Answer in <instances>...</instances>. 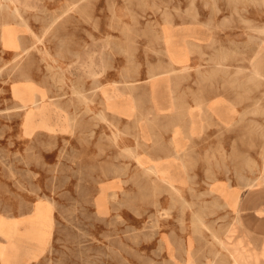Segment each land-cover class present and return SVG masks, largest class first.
Segmentation results:
<instances>
[{"label":"rangeland","instance_id":"1","mask_svg":"<svg viewBox=\"0 0 264 264\" xmlns=\"http://www.w3.org/2000/svg\"><path fill=\"white\" fill-rule=\"evenodd\" d=\"M8 1L0 264H230L209 231L193 228L196 213L240 249V264H258L231 226L238 197L264 176V55L253 75L264 0ZM160 80L194 86L221 117L168 118ZM31 92L42 98L44 127L39 116L27 127L18 108ZM153 162L180 191L145 172Z\"/></svg>","mask_w":264,"mask_h":264},{"label":"crops","instance_id":"2","mask_svg":"<svg viewBox=\"0 0 264 264\" xmlns=\"http://www.w3.org/2000/svg\"><path fill=\"white\" fill-rule=\"evenodd\" d=\"M259 44L256 52L258 56V61L256 62L253 75H259L257 70L262 64L261 56L264 55V38L262 34L259 35ZM262 37V38H261ZM254 39V38H253ZM261 40V41H260ZM262 43V46L260 44ZM184 67V66H183ZM185 70L186 68H183ZM195 83H197L195 81ZM237 80H230L231 86H237ZM158 86L167 85L170 89L162 91L159 96H167V107L166 116L168 118H201L205 119L207 117L216 118L221 117L217 115L216 111L213 109L217 104L214 101H209L203 106L200 104V94L199 92H194V86H190L182 82V84H177L175 80H167L166 82L160 80L157 84ZM217 86V85H216ZM104 99L108 101H113V96L107 94L104 89L101 90ZM165 93V95H163ZM167 93V94H166ZM194 99V100H193ZM195 102V103H194ZM197 103V104H196ZM203 103V102H202ZM214 103V104H213ZM218 103V102H217ZM212 108V109H211ZM165 109V108H162ZM210 109V110H209ZM203 110V112H202ZM208 110V111H206ZM225 111H231L228 106H226ZM213 112V113H212ZM209 113V114H207ZM129 150L135 151L133 148H128ZM126 151V148H125ZM135 158L137 157L136 152ZM146 167L151 166L157 171H160L156 166V162L150 165H145ZM163 172V171H162ZM166 174L165 172H163ZM170 180L174 183L175 180L170 175L166 174ZM264 176L262 177V185L252 187L250 189L244 190L240 197H238L237 207L234 211L235 223L232 224L234 230V239H241L240 245L246 247L250 252L252 251L256 254L258 259V264H264V256H260V253L264 248ZM242 233V234H241ZM248 242V243H247ZM247 244V245H246Z\"/></svg>","mask_w":264,"mask_h":264},{"label":"bare ground","instance_id":"3","mask_svg":"<svg viewBox=\"0 0 264 264\" xmlns=\"http://www.w3.org/2000/svg\"><path fill=\"white\" fill-rule=\"evenodd\" d=\"M9 1H12V0H9ZM8 1V2H9ZM256 1V0H255ZM10 3V2H9ZM243 3V2H242ZM261 3V2H260ZM259 3V4H260ZM262 5H264L263 3H261ZM242 5V4H241ZM131 6V5H130ZM243 6V5H242ZM246 6V5H245ZM263 9V8H262ZM19 11L20 10H18V7L17 6H14L13 7V9H12V13L13 14H17V16L19 15ZM63 11V10H62ZM56 13V12H55ZM131 13V12H130ZM66 14V13H65ZM61 15V14H60ZM63 15V14H62ZM19 17V16H18ZM61 17V16H60ZM115 17V16H114ZM62 18V17H61ZM28 19V18H27ZM20 20V19H19ZM52 20V19H51ZM118 20V19H117ZM55 22V21H54ZM110 22V21H109ZM114 22H116V20L114 21ZM53 23V22H52ZM21 25H24V27L25 28H27L28 30H29V32H30V29H29V27L27 26L28 24H26V21H25V19H21ZM134 26H135V24H133ZM137 26V25H136ZM144 26V25H143ZM2 28V27H1ZM47 28V27H46ZM256 29H258V28H256ZM27 30V31H28ZM47 30V29H46ZM129 30V29H128ZM45 31V30H44ZM48 31V30H47ZM31 33H32V31H31ZM260 33L262 34V36H263V38H264V26L260 29ZM44 34V33H43ZM139 34H140V32H139ZM34 39H35V37H33ZM262 38V37H261ZM0 39H2L3 41H4V43L6 44V45H10V44H12V42H13V40H14V38H13V34H12V32H11V30H10V28L9 27H3L2 28V30H1V38ZM37 39H39V38H37ZM42 39V38H41ZM36 41H38V40H36ZM261 41V40H260ZM19 42V41H18ZM19 44V43H18ZM33 44V43H32ZM37 44V43H36ZM134 45V44H133ZM260 46H262V43L260 44ZM19 47V46H18ZM34 47V46H33ZM33 47H31V48H33ZM114 47V46H113ZM121 49V48H120ZM254 49V48H253ZM18 50H20V48L18 49ZM30 49L29 48H24L23 49V52H27V53H29L28 51H29ZM195 50V49H194ZM22 51V50H21ZM43 51H44V49H43ZM16 52V51H15ZM42 52V51H41ZM19 53V52H18ZM27 53H26V55H27ZM25 54V53H24ZM43 54H45V56H48V57H50L49 56V53L47 52V51H45V52H43ZM25 56V55H24ZM58 57V56H57ZM113 57V56H112ZM230 58V57H229ZM43 59V58H42ZM46 59V58H45ZM226 59H227V57H226ZM54 63H55V60L54 59H51ZM15 61H17V59L15 60ZM63 61H64V59H63ZM221 61V60H220ZM12 62V61H11ZM38 62V61H37ZM218 62V61H217ZM52 63V62H51ZM126 63V62H125ZM147 66V65H146ZM219 67H221V66H219ZM183 68H186L185 66L183 67ZM222 68V67H221ZM132 69V68H131ZM145 71V70H144ZM137 72V71H136ZM224 73H225V71H224ZM222 74V73H221ZM212 75V74H211ZM209 76V75H208ZM228 76V75H227ZM123 79V78H122ZM230 79V78H229ZM252 80V79H251ZM137 83V82H136ZM70 86H71V84H70ZM35 87V86H34ZM71 89V88H70ZM33 90H34V88H33ZM36 90V89H35ZM41 90V89H40ZM96 91V90H95ZM73 93V92H72ZM17 94H18V92L16 93V97H17ZM83 94V93H82ZM78 95V94H77ZM46 96V95H45ZM18 99V98H17ZM83 99V98H82ZM194 100V99H193ZM84 101V100H83ZM86 101V100H85ZM84 101V102H85ZM18 102H19V104H18V108L23 112V115L25 116V118H26V120H25V124H26V126L28 125V123H27V120L28 119H30V118H32V117H36V116H39V117H41V119L39 120V124H37L39 127H44L45 126V123H43L42 122V118L44 117V115L42 114L43 113V109H42V105H43V103H42V98L41 97H38L37 96V94H35L34 92H31V93H29L27 96H21L19 99H18ZM80 102V101H79ZM16 103V102H15ZM89 103V102H88ZM90 104V103H89ZM16 105V104H15ZM73 105V104H72ZM87 105V104H86ZM85 105V106H86ZM102 105V104H101ZM98 108V107H97ZM259 108V107H258ZM18 109V110H19ZM149 109V108H148ZM261 109V108H260ZM246 110V109H245ZM15 111V110H14ZM62 111V110H61ZM32 112H36V115H33L32 114ZM202 112H203V110H202ZM257 113V112H256ZM102 116V115H101ZM106 116V115H105ZM134 117V116H133ZM241 117V116H240ZM257 117V116H256ZM70 119V118H69ZM71 120H72V118H71ZM145 122V121H144ZM36 124V122L34 123V126H36L35 125ZM217 124V123H216ZM74 126V125H73ZM28 127V126H27ZM214 127V126H213ZM115 135V134H114ZM113 136V135H112ZM108 138V137H107ZM111 138V137H110ZM115 139V138H114ZM133 141V140H132ZM135 141V140H134ZM26 150H27V148H26ZM126 152L128 153V155H131L132 157H134L135 156V151H133V150H129V149H127L126 148ZM139 152V151H138ZM142 154V153H141ZM263 154V153H262ZM258 155V154H257ZM180 157V156H179ZM137 158V157H136ZM250 158V157H249ZM260 158V157H259ZM134 159H135V157H134ZM133 160V159H132ZM182 160V159H181ZM225 162V161H224ZM249 162V161H248ZM244 163V162H243ZM201 164V163H200ZM222 164V163H221ZM224 164V163H223ZM204 165V164H203ZM232 165V164H231ZM140 166V165H139ZM145 166V165H144ZM141 167V166H140ZM217 167V166H216ZM224 167V166H223ZM145 172L146 173H152V174H154V175H156L157 176V179L158 180H160L161 181V183H164L165 185H167V187H168V189H170L173 193L174 192H178V188H177V185L176 184H174V182L172 181V180H170L169 179V177L166 175V174H164L162 171L160 172V171H157L156 169H154L153 167H151V166H148V167H146L145 166ZM214 169V168H213ZM196 170V169H195ZM224 170V169H223ZM225 170H226V168H225ZM144 172V171H143ZM226 173V172H225ZM235 173V172H234ZM264 173V172H263ZM258 174V173H257ZM145 175V174H144ZM226 175V174H225ZM123 177V176H122ZM212 178H213V176H212ZM243 179V178H242ZM207 181V180H206ZM226 181V180H225ZM213 183V182H212ZM132 184V183H131ZM197 184V183H196ZM157 185V184H156ZM189 185V184H188ZM198 185V184H197ZM246 186V185H245ZM248 186V185H247ZM156 187V186H155ZM202 187H203V185H202ZM223 187V186H222ZM126 188V187H125ZM147 188V187H146ZM127 189V188H126ZM134 189V188H133ZM155 189V188H154ZM180 191V190H179ZM192 191V190H191ZM206 191V190H205ZM244 191V190H243ZM194 192V191H193ZM217 192V191H216ZM222 192H224V191H222ZM180 195V194H179ZM176 196H178V195H176ZM181 196V195H180ZM192 196V195H191ZM232 196H234V194L232 195ZM155 197V196H154ZM179 197V196H178ZM228 198V197H227ZM179 199V198H178ZM183 198L181 197V200H182ZM220 199V198H219ZM224 199V198H223ZM180 200V201H181ZM238 201V200H237ZM227 202V201H226ZM185 203V202H184ZM215 203V202H214ZM201 204V203H200ZM183 205V204H182ZM186 205V204H185ZM227 205V204H226ZM229 205V204H228ZM186 207V206H185ZM189 207V206H188ZM191 207V206H190ZM230 208H232V206L230 207ZM191 209V208H190ZM192 215H193V213H191ZM191 215V216H192ZM41 218V217H40ZM193 222H192V224H193V228H195V230L197 229L198 230V228H204L205 230H207V231H209L210 232V234L209 235H211L212 236V240H213V242H214V244H218V246L221 248V252L222 253H219L220 255H222L223 257H226L227 259V261H229V263L230 264H240V262H239V258L241 257V255L239 254V252L238 251H240V249L239 248H237L236 249V247L235 246H233V244L232 245H230V243H228V242H224L219 236H218V234L217 233H215V232H213L214 230H211L207 225H205L204 223H203V220H202V217H200L199 216V214L197 215V213L193 216ZM37 220H39V218L37 219ZM191 220V219H190ZM190 222V223H191ZM234 222V221H233ZM232 223V222H231ZM2 225V224H1ZM4 225V224H3ZM11 225V224H10ZM229 226V225H228ZM5 227V226H4ZM190 227V226H189ZM6 228V227H5ZM0 229H2V228H0ZM204 229H203V231H204ZM196 232V231H195ZM199 232V231H198ZM227 232H229V229H228V231ZM233 232V231H232ZM230 233V232H229ZM242 234V233H241ZM199 235V234H198ZM228 235V233L226 234V236ZM230 235V234H229ZM169 236V235H168ZM197 236V235H196ZM210 236V237H211ZM224 237V236H223ZM222 237V238H223ZM230 238V237H229ZM232 239V238H231ZM224 240H225V238H224ZM233 240V239H232ZM241 241V240H240ZM216 242V243H215ZM239 242V241H238ZM248 243V242H247ZM210 244V243H209ZM247 245V244H246ZM215 246V245H214ZM241 248V247H240ZM194 249V248H193ZM220 250V249H219ZM218 250V251H219ZM1 251V250H0ZM243 251V250H242ZM216 252V251H215ZM3 253V252H2ZM244 253L246 254V256H248V257H252L253 255H254V253L251 251H249L247 248H244ZM1 254V253H0ZM218 253H216L215 254V256H218L219 255ZM214 256V257H215ZM216 260V259H215ZM215 260H213L212 259V262H210L211 264H215V263H217ZM243 260V259H242ZM250 260V259H249ZM252 260V259H251ZM222 261H225V259H222ZM253 261H254V259H253ZM252 262V261H251ZM255 262H257L256 260H255ZM254 262V263H255ZM227 264H228V262H227Z\"/></svg>","mask_w":264,"mask_h":264}]
</instances>
